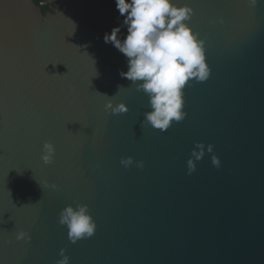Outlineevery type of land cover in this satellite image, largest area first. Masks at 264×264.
Wrapping results in <instances>:
<instances>
[{
  "label": "water",
  "instance_id": "obj_1",
  "mask_svg": "<svg viewBox=\"0 0 264 264\" xmlns=\"http://www.w3.org/2000/svg\"><path fill=\"white\" fill-rule=\"evenodd\" d=\"M45 1L0 0V264H57L60 249L69 264H264V0H173L193 8L210 74L163 132L141 124L148 97L104 42L126 35L115 0ZM76 204L96 229L72 243L58 220Z\"/></svg>",
  "mask_w": 264,
  "mask_h": 264
},
{
  "label": "clouds",
  "instance_id": "obj_2",
  "mask_svg": "<svg viewBox=\"0 0 264 264\" xmlns=\"http://www.w3.org/2000/svg\"><path fill=\"white\" fill-rule=\"evenodd\" d=\"M257 0H249L255 5ZM115 6L126 35L121 39L120 27H114L104 35V42L111 43L127 59V71L120 76L131 81L137 91H143L148 97L150 111L143 115L141 124L166 131L173 122H181L187 113L183 111V89L194 78L197 82L206 81L210 69L205 62L204 42L186 23L193 15V8L188 5L178 6L173 0H115ZM106 96V95H105ZM105 110L112 114L128 111L125 103L113 104L108 99ZM198 149V150H197ZM207 151L213 152V145H207ZM54 146L45 141L42 146L41 160L50 164L54 157ZM205 152V145L197 142L187 160L188 173L195 170L196 161ZM194 158V159H193ZM132 157L121 159V164L128 167ZM212 164L220 166L219 158L213 156ZM143 167L142 161L136 162ZM55 189L56 185H51ZM58 222L66 226L68 239L72 243L91 237L96 223L88 212V206L76 204L65 206L59 212ZM17 240L31 239L27 232L20 231ZM57 264H69L65 250L60 249Z\"/></svg>",
  "mask_w": 264,
  "mask_h": 264
},
{
  "label": "trees",
  "instance_id": "obj_3",
  "mask_svg": "<svg viewBox=\"0 0 264 264\" xmlns=\"http://www.w3.org/2000/svg\"><path fill=\"white\" fill-rule=\"evenodd\" d=\"M33 1L37 6L40 7L42 13L51 11V9L49 8V4L45 0H33Z\"/></svg>",
  "mask_w": 264,
  "mask_h": 264
}]
</instances>
